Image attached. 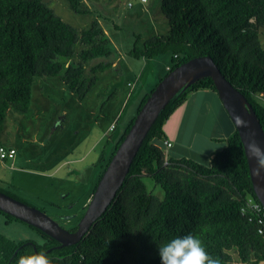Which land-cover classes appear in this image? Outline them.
Segmentation results:
<instances>
[{
  "label": "trees",
  "instance_id": "trees-1",
  "mask_svg": "<svg viewBox=\"0 0 264 264\" xmlns=\"http://www.w3.org/2000/svg\"><path fill=\"white\" fill-rule=\"evenodd\" d=\"M83 1L66 0L78 15L90 13ZM159 4L168 32L147 39L136 36L129 56L153 59L169 53V72L191 59L210 57L252 106L264 132V49L259 39L264 0H160ZM109 44L97 20L77 30L43 0H0V129L9 111L29 113L37 77H58L77 100H84L100 73L113 68ZM199 90L216 93L213 81L203 78L180 90L160 111L115 198L78 243L60 247L40 230L0 212L6 223L27 226L41 242L17 243L0 234V264H17L20 257L39 253L48 257L49 264H160L157 247L189 234L201 240L218 264H234L232 252L239 264L264 262V210L254 194L236 129L208 165L165 153L172 144L162 130L164 123ZM150 93L140 100L136 114ZM135 117L117 136L91 196ZM144 178L161 188L162 199L147 190ZM0 192L29 205L1 185ZM248 199L259 204L260 211L248 206ZM76 229L74 224L67 231Z\"/></svg>",
  "mask_w": 264,
  "mask_h": 264
},
{
  "label": "rangeland",
  "instance_id": "rangeland-1",
  "mask_svg": "<svg viewBox=\"0 0 264 264\" xmlns=\"http://www.w3.org/2000/svg\"><path fill=\"white\" fill-rule=\"evenodd\" d=\"M43 1L77 30L97 20L110 41L113 55L107 59L116 61L113 68L100 73L97 85L82 101L58 77H37L29 113L9 111L0 129V145L15 150L14 159L0 160V185L55 221L62 217L59 223L68 230L83 217L104 162L115 148L114 138L137 115L141 98L159 84L161 63L170 61L169 53L150 60L130 57L135 37L165 34L168 24L160 0H147L144 5L139 0H84L90 12L85 15L73 13L66 0ZM127 2L133 4L131 8ZM154 26L161 28L154 31ZM259 39L264 49V29L259 30ZM224 145L216 143L215 151ZM143 181L150 193L163 198L152 179ZM0 234L17 243H41L33 230L15 221L6 223L1 214ZM232 255L234 264H239L236 254Z\"/></svg>",
  "mask_w": 264,
  "mask_h": 264
},
{
  "label": "water",
  "instance_id": "water-1",
  "mask_svg": "<svg viewBox=\"0 0 264 264\" xmlns=\"http://www.w3.org/2000/svg\"><path fill=\"white\" fill-rule=\"evenodd\" d=\"M203 78L213 81L217 96L234 124L243 145L254 194L264 210V164L259 163L253 155V148H258L264 155V132L246 98L232 87L211 58L205 56L191 59L170 71L150 93L103 171L75 232L67 231L46 213L1 192L0 212L40 230L58 242L60 247L78 243L115 198L139 147L160 111L180 90ZM70 218L72 217L65 219Z\"/></svg>",
  "mask_w": 264,
  "mask_h": 264
},
{
  "label": "crops",
  "instance_id": "crops-1",
  "mask_svg": "<svg viewBox=\"0 0 264 264\" xmlns=\"http://www.w3.org/2000/svg\"><path fill=\"white\" fill-rule=\"evenodd\" d=\"M140 8L149 13L146 8ZM157 28L161 26H154L153 30L156 31ZM170 64L171 58L169 62L161 63L160 71L163 73L158 76L159 81L169 72ZM115 65L116 61L113 62V67ZM137 107L138 105L136 109ZM126 124L122 125L118 135ZM162 130L166 139L172 144L171 148L165 151L169 157L187 158L201 165H208L213 155L223 149L215 151L214 145L224 144L222 141L233 133L235 127L217 93L211 90H199L192 93L181 106L174 110L164 123Z\"/></svg>",
  "mask_w": 264,
  "mask_h": 264
},
{
  "label": "clouds",
  "instance_id": "clouds-1",
  "mask_svg": "<svg viewBox=\"0 0 264 264\" xmlns=\"http://www.w3.org/2000/svg\"><path fill=\"white\" fill-rule=\"evenodd\" d=\"M253 155L259 163L264 164V155L258 148H253ZM157 251L160 264H218L217 260L207 254L201 240L191 234L173 238L157 247ZM17 264H49V259L44 253H39L22 256L18 259Z\"/></svg>",
  "mask_w": 264,
  "mask_h": 264
},
{
  "label": "built area",
  "instance_id": "built-area-1",
  "mask_svg": "<svg viewBox=\"0 0 264 264\" xmlns=\"http://www.w3.org/2000/svg\"><path fill=\"white\" fill-rule=\"evenodd\" d=\"M140 2L142 4H144L146 2V0H140ZM127 6L131 7L132 4L130 2H128ZM165 144H166L167 148L171 146V144L169 142H165ZM14 156H15V150L14 149H7L3 145H0V160L1 161L14 159ZM248 206H250L252 209H254L256 211H260V205L253 202L251 199H248Z\"/></svg>",
  "mask_w": 264,
  "mask_h": 264
},
{
  "label": "flooded vegetation",
  "instance_id": "flooded-vegetation-1",
  "mask_svg": "<svg viewBox=\"0 0 264 264\" xmlns=\"http://www.w3.org/2000/svg\"><path fill=\"white\" fill-rule=\"evenodd\" d=\"M56 219H57L56 222H58V224L60 225L59 221L62 220V217H58V216H57ZM63 220H64V219H63ZM78 222H79V221H78ZM77 224H78V223H77ZM60 226H61V225H60ZM61 227L63 228V226H61ZM64 229H65V228H64ZM76 230H77V229H76ZM76 230H75V231H76ZM75 231H74V232H75Z\"/></svg>",
  "mask_w": 264,
  "mask_h": 264
}]
</instances>
